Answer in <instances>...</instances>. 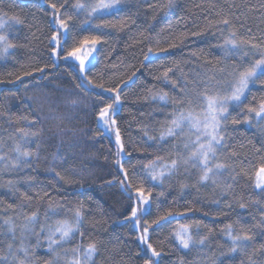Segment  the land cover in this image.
I'll return each mask as SVG.
<instances>
[{
    "label": "trees",
    "instance_id": "obj_1",
    "mask_svg": "<svg viewBox=\"0 0 264 264\" xmlns=\"http://www.w3.org/2000/svg\"><path fill=\"white\" fill-rule=\"evenodd\" d=\"M101 1L0 0V264H264V0Z\"/></svg>",
    "mask_w": 264,
    "mask_h": 264
},
{
    "label": "rangeland",
    "instance_id": "obj_2",
    "mask_svg": "<svg viewBox=\"0 0 264 264\" xmlns=\"http://www.w3.org/2000/svg\"><path fill=\"white\" fill-rule=\"evenodd\" d=\"M111 1L114 2V0L101 1L96 7V12L104 13L115 9V5ZM4 29L5 24L0 22L1 54H4V51L7 50ZM96 49V44L90 43L86 44L77 53L75 60L78 61L82 70H84V68L94 60ZM249 77L251 76L247 75L244 76V78H241L242 81L239 84L233 86V89L227 93L228 97L225 100H208L205 104V108L201 113L185 114L183 117L179 116L174 120V126L176 127V129H185L187 131V135L193 137L195 148L193 149L192 161L195 164L203 165L204 163H206L208 155L213 153L217 144V132L220 125L221 116L224 113V108L226 107V105L232 104L241 96L245 88L244 84L248 83ZM103 122L105 125V120H103ZM162 172H166V170H162ZM262 185H264V172H260L258 174V186ZM67 231V227L63 226H54L50 228L51 243L57 246L58 242L63 239ZM91 256V253H86L84 257L81 258L77 256L75 259L76 262L74 261L71 263L79 264L81 261L91 258Z\"/></svg>",
    "mask_w": 264,
    "mask_h": 264
}]
</instances>
